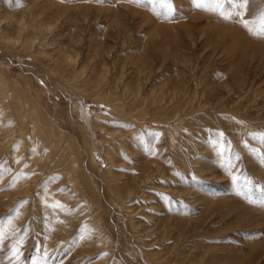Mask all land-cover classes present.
Returning <instances> with one entry per match:
<instances>
[{
	"label": "rangeland",
	"instance_id": "1",
	"mask_svg": "<svg viewBox=\"0 0 264 264\" xmlns=\"http://www.w3.org/2000/svg\"><path fill=\"white\" fill-rule=\"evenodd\" d=\"M172 5L0 0V264H264V36Z\"/></svg>",
	"mask_w": 264,
	"mask_h": 264
},
{
	"label": "snow or ice",
	"instance_id": "2",
	"mask_svg": "<svg viewBox=\"0 0 264 264\" xmlns=\"http://www.w3.org/2000/svg\"><path fill=\"white\" fill-rule=\"evenodd\" d=\"M138 3H143L144 0H136ZM149 3L155 2V0H148ZM193 4L198 9H206L213 12H218V14L223 19L230 20L233 17H238L240 22L248 28L250 32L254 35L264 36V14L260 16L259 24L254 27H249L253 24V21L250 19L244 18V8L249 3V0H192ZM17 3H22V0H17ZM159 3L164 9L162 15H167L173 11L172 0H159ZM225 3L231 5L230 9H225L223 6ZM148 136L155 138L157 134L149 132ZM261 139H264V133L260 134ZM141 142H144V138L141 137Z\"/></svg>",
	"mask_w": 264,
	"mask_h": 264
},
{
	"label": "bare ground",
	"instance_id": "3",
	"mask_svg": "<svg viewBox=\"0 0 264 264\" xmlns=\"http://www.w3.org/2000/svg\"><path fill=\"white\" fill-rule=\"evenodd\" d=\"M35 10H36V9H35ZM47 10H48V9L46 8L45 4H44V3H41V5L37 7V15H38V16H41V14H44V13L46 14V13H47ZM49 11H50V10H48V13H50V14H49V15H46L47 18H45L41 23H38V24H39V27H40V30L43 31V32H44V31H47V30H49V29H51V28H53V27H52V23H50V17H51L50 15H54V12H53V11H50V12H49ZM48 13H47V14H48ZM48 16H49V17H48ZM36 20H37V19H36ZM145 20H146V19H145ZM25 23H26L25 20H21L18 24H20V26L22 27V25L25 24ZM25 25H26V24H25ZM149 25H150V24H149ZM17 27H19V26H17ZM26 27H27V26H26ZM33 27H34V26H33ZM19 28H20V27H19ZM19 28H18V31H20ZM23 28H25V26H23ZM27 28H28V27H27ZM153 28H154V27H153ZM21 31H22V30H21ZM21 31H20V33H21ZM33 31H34V30H33ZM20 33H19V34H20ZM22 33H23V32H22ZM19 34H18V35H19ZM42 34H43V33H42ZM0 35H2V36L6 39V41H8V42L10 41L12 44H16L15 42H18V43H19V41H20V44L22 43L21 45H23L24 47H26V48H27V47H30V48H31L32 40H29L30 38L28 39V38H26V37H25V38L23 37V39H27V40H23V39H22V42H21V37H22V36H21V37L19 36V37H20V38H19L20 40H18V41H15V40H14V41H15V42H14L13 40L10 39L9 35H6V33L3 32L1 29H0ZM22 35H23V34H22ZM39 37H40V35H39ZM34 38H35V37H34ZM12 39H13V38H12ZM32 39H33V38H32ZM40 39H42V37H41ZM2 40H3V39H2ZM34 40H35V39H34ZM234 40H235V39H234ZM6 41H5V42H6ZM39 41H40V40H39ZM8 42H7V43H8ZM18 43H17V44H18ZM33 43H34V41H33ZM35 43H36V42H35ZM35 43H34V44H35ZM40 43H42V42H40ZM34 44H32V46H34ZM42 44H43V43H42ZM58 44H59V43H58ZM61 44H62V43H61ZM61 44H60L59 47H58V48L60 49L58 52L62 54L63 60H66V61L69 62V64H70V62H73V61H74V58H73L74 56H72V55L68 52V50H67L63 45H61ZM10 46H11V45H10ZM12 46H13V45H12ZM34 47H35V46H34ZM26 48H24V49H26ZM30 48H29V49H30ZM32 48H33V47H32ZM75 59H76V58H75ZM67 62H65V63H67ZM67 65H68V64H67ZM1 80H2V79H1ZM12 91H13V90H12ZM106 119H107V118H106Z\"/></svg>",
	"mask_w": 264,
	"mask_h": 264
}]
</instances>
